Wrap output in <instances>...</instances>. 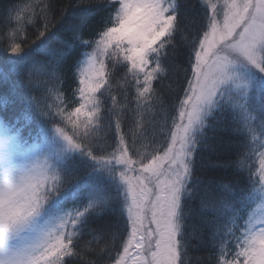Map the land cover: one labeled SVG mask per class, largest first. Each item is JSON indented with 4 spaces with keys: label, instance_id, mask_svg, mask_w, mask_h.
Listing matches in <instances>:
<instances>
[{
    "label": "snow or ice",
    "instance_id": "1",
    "mask_svg": "<svg viewBox=\"0 0 264 264\" xmlns=\"http://www.w3.org/2000/svg\"><path fill=\"white\" fill-rule=\"evenodd\" d=\"M197 7L202 17L184 42L187 66L171 90L170 122L156 98L162 141L154 128L147 134L144 113L153 111V81L167 74L168 46L186 28L180 0H103L59 19L56 0H44L38 17L30 4L5 10L0 264H76L81 241L91 236L84 247L92 250L98 233L110 238L104 264H186L193 214L209 229L216 264H264V0ZM100 11L107 15L91 29ZM37 18L43 61L20 42ZM108 61L132 76L135 108L112 94ZM35 65L51 70L55 87L30 74L13 80ZM69 65L77 80L71 99L60 76ZM221 135L231 138L223 144L232 157L218 167L235 179H201L197 153L214 152Z\"/></svg>",
    "mask_w": 264,
    "mask_h": 264
},
{
    "label": "trees",
    "instance_id": "2",
    "mask_svg": "<svg viewBox=\"0 0 264 264\" xmlns=\"http://www.w3.org/2000/svg\"><path fill=\"white\" fill-rule=\"evenodd\" d=\"M44 0H0V34L7 31L4 24L5 10L11 9V6H17L22 8L24 5H33L39 16L41 5ZM57 3V19H59V13L64 12L65 15L71 16L74 12L79 11L80 8L84 7H100L103 0H56ZM182 5V12L185 15L186 28L183 32L177 33L168 46L169 56L164 61V65L167 69V74L162 76L160 79L153 81V89L155 90L153 95V111L151 113H144L145 128L149 129L148 135H152V129L155 131V138L157 141H162L163 136L160 133V127L158 126L159 118L164 115L160 110V105L156 103V98L159 97L164 102V107L168 111L169 122L171 115H173L172 105L176 102L175 97L171 95V90L184 80L183 69L187 66V60L185 55L184 42L186 38H189L192 33L199 27L202 12L197 7V0H180ZM24 15V13H21ZM107 15V13L100 11L97 16L93 19L91 29L99 27L100 21ZM43 21L39 18L36 19L35 24H25L24 31L21 34L20 42L22 47L26 51L32 52V57L36 60H45V57L39 55L37 49L41 43L36 40L37 29L42 28ZM90 35V30L85 31V36ZM36 40L35 43L33 41ZM6 44L0 41V65L4 64L6 55L4 48ZM91 51V49H87ZM108 70L112 73L110 76V83L112 85V94L117 96L118 101L121 104L127 103L130 108H135V82L132 76L129 74L125 78L126 69L123 66H117L113 69L112 62L108 61ZM75 68L71 65L66 66L65 69L60 73L62 78V91L64 95L71 99L72 91L77 87V80L75 76ZM51 70L40 65L26 66L20 76L13 75V80L18 84L21 81H25L28 75H31V79L38 86L47 84L48 87H55L57 82L50 75ZM34 95H45L44 92L38 91ZM107 99V95L104 97ZM49 103H52L51 97L48 98ZM110 103V101H109ZM23 107H29L26 102ZM124 130L127 132L128 128L132 126V113L129 112L123 121ZM212 135V133H209ZM231 139L228 135H221L214 143L217 145L216 150L198 152L196 156V165L198 171L196 175L205 180L216 179L219 177H227L229 179H235L230 169L218 167L229 161L232 157V153L224 147L223 142ZM211 142V141H210ZM198 201L193 202V207L198 206ZM71 207V205H69ZM104 220L98 222V225H103ZM195 232V235L192 233ZM184 235L187 241V259L186 264H216L217 250L212 246V242L209 240L210 232L209 229L201 222L199 216L193 214L191 218L185 221ZM98 240L91 244V249L88 250L84 247L86 241H92V237L88 236L85 240L81 241V256L76 260V264H104L107 259L106 253L102 252L101 249H105L106 246L110 247V238L107 234L98 233ZM117 247L119 244L117 243Z\"/></svg>",
    "mask_w": 264,
    "mask_h": 264
}]
</instances>
